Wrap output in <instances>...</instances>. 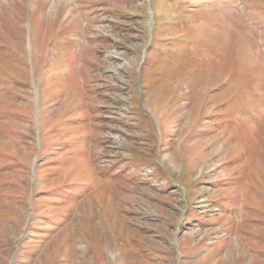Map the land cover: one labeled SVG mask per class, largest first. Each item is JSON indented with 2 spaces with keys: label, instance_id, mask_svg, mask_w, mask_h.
Returning <instances> with one entry per match:
<instances>
[{
  "label": "rangeland",
  "instance_id": "rangeland-1",
  "mask_svg": "<svg viewBox=\"0 0 264 264\" xmlns=\"http://www.w3.org/2000/svg\"><path fill=\"white\" fill-rule=\"evenodd\" d=\"M0 264H264V0H0Z\"/></svg>",
  "mask_w": 264,
  "mask_h": 264
}]
</instances>
